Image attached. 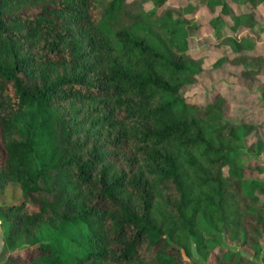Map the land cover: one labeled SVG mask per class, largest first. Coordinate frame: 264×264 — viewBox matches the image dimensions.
I'll list each match as a JSON object with an SVG mask.
<instances>
[{"label":"trees","instance_id":"trees-1","mask_svg":"<svg viewBox=\"0 0 264 264\" xmlns=\"http://www.w3.org/2000/svg\"><path fill=\"white\" fill-rule=\"evenodd\" d=\"M168 1L0 0V186L22 190L0 205V264H188L193 245L258 264L216 239L262 252L263 124L226 118L220 87L204 106L186 91L200 4L208 67L240 64L264 110V0Z\"/></svg>","mask_w":264,"mask_h":264},{"label":"rangeland","instance_id":"rangeland-1","mask_svg":"<svg viewBox=\"0 0 264 264\" xmlns=\"http://www.w3.org/2000/svg\"><path fill=\"white\" fill-rule=\"evenodd\" d=\"M184 3H186V0H169L167 5L172 6L176 9L179 4ZM145 5L149 7L150 3L146 2ZM200 8V4H197L194 10V23L202 24L203 26L191 34L194 47L191 49L189 48L188 52L191 53V55L194 57L200 55L201 53H206L204 60V67L206 66V69H202L199 72L197 77V84L195 83L191 85L187 89L186 94L190 96L192 100L204 106L207 100L212 97V94L220 87L219 91H222V93L227 97L225 117L236 118V116L243 115L242 117H245V119H254L255 121H261L263 125L256 130L262 137H264V110L262 107H260L256 98H251L249 96L251 93L256 92L259 87L261 88L262 82H252L251 80L241 76V74H239L241 68L240 64L238 65L225 62L219 68L208 67L212 63V61L219 55V50L214 44L216 41L213 30H211L209 26L204 27V25L207 24V22L212 18L213 15L208 11L200 10ZM190 10L191 9H188L187 11ZM256 10L259 13L264 12V8L262 6L257 7ZM192 13H187V16H192ZM245 31L246 29L244 27H240L238 33H245ZM222 34H232V31L225 26L223 27ZM199 36H201L202 39H207L210 44H207L206 42L198 43ZM257 40L259 46L264 48V32L257 37ZM219 46V49L230 51V47L224 43L219 44ZM251 62L252 61L250 60L249 63ZM261 76H263L264 78V65L262 67ZM234 90L244 92L248 94L249 97H241L239 95H236ZM253 134L254 132L252 133V135ZM246 144L248 143L246 142ZM21 195L22 190L19 186V183L16 181H9L4 186H0V205L19 199ZM2 220L3 216L0 213V253H2V251L6 248L3 226L1 223ZM216 240L218 242H224L234 249H239L243 254L248 255L256 263L264 264V260H262V254L264 253V239L262 243V252L258 257L254 256L249 249L241 248L239 245L227 241L224 237H217ZM16 245L17 244L13 246ZM10 247H12V245H10ZM185 258L188 264H213L212 253L204 257L196 251L194 245L192 246V254L190 256H185Z\"/></svg>","mask_w":264,"mask_h":264}]
</instances>
